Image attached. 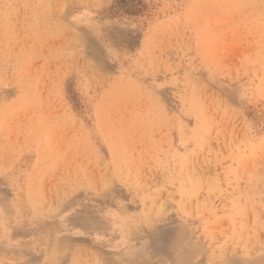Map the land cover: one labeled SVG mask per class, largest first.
<instances>
[{
    "label": "rangeland",
    "instance_id": "1",
    "mask_svg": "<svg viewBox=\"0 0 264 264\" xmlns=\"http://www.w3.org/2000/svg\"><path fill=\"white\" fill-rule=\"evenodd\" d=\"M0 264H264V0H0Z\"/></svg>",
    "mask_w": 264,
    "mask_h": 264
}]
</instances>
